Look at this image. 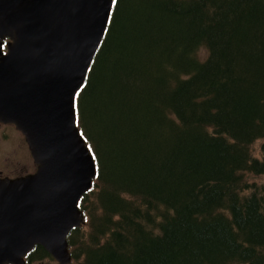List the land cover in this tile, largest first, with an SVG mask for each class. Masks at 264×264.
Here are the masks:
<instances>
[{"label":"trees","instance_id":"trees-1","mask_svg":"<svg viewBox=\"0 0 264 264\" xmlns=\"http://www.w3.org/2000/svg\"><path fill=\"white\" fill-rule=\"evenodd\" d=\"M76 106L70 264H264V0H115Z\"/></svg>","mask_w":264,"mask_h":264},{"label":"water","instance_id":"water-1","mask_svg":"<svg viewBox=\"0 0 264 264\" xmlns=\"http://www.w3.org/2000/svg\"><path fill=\"white\" fill-rule=\"evenodd\" d=\"M113 4L0 0V121L25 135L38 165L27 177L0 179V264H27L36 246L59 264L72 262L68 237L85 224L79 201L97 176L76 96Z\"/></svg>","mask_w":264,"mask_h":264},{"label":"rangeland","instance_id":"rangeland-1","mask_svg":"<svg viewBox=\"0 0 264 264\" xmlns=\"http://www.w3.org/2000/svg\"><path fill=\"white\" fill-rule=\"evenodd\" d=\"M263 142L264 140H260L256 143L253 155L261 156V151H262L261 145L263 144ZM26 149L27 147H25V143L22 135L19 138L17 133L14 132L10 137V139L5 140L4 143L0 145V162L6 159L8 157V153L10 152L14 156L13 168H18L22 171H25L26 173L34 172L36 168V163L32 157L29 147H28V152ZM250 178L251 180H253L252 176H250ZM254 179L257 180L259 183L263 180V178L261 177H256ZM34 264H59V263L56 259L51 257L41 260L38 263H34Z\"/></svg>","mask_w":264,"mask_h":264},{"label":"flooded vegetation","instance_id":"flooded-vegetation-1","mask_svg":"<svg viewBox=\"0 0 264 264\" xmlns=\"http://www.w3.org/2000/svg\"><path fill=\"white\" fill-rule=\"evenodd\" d=\"M14 132L17 133L19 138L22 135L24 143H25V147H27L26 150L28 152V146H27L28 143L26 141L24 134L20 130H18L15 124L13 123H7V122L0 121V145L4 143L5 140L10 139V137L12 136ZM13 163H14V156L9 152L8 157L0 162V179L18 178L21 176L28 175L29 173H34L36 172V169H37V165H36L34 172L26 173L25 171H22L18 168H13L14 167Z\"/></svg>","mask_w":264,"mask_h":264}]
</instances>
